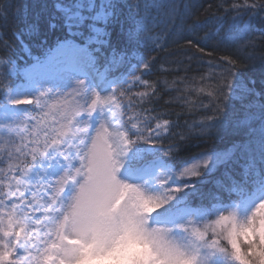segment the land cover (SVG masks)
<instances>
[{
    "label": "trees",
    "instance_id": "16d2710c",
    "mask_svg": "<svg viewBox=\"0 0 264 264\" xmlns=\"http://www.w3.org/2000/svg\"><path fill=\"white\" fill-rule=\"evenodd\" d=\"M172 3L179 5L175 15ZM243 3L0 0V102L22 79L19 69L51 58L70 40L85 45L130 107L125 121L133 118L145 137L164 120L173 127L159 140L133 135L138 151L131 168L161 161L180 171L200 157L227 153L217 168L198 175L188 202L173 212L183 209L179 215L198 225L210 221L264 178V9L240 7ZM226 68L233 74L217 95Z\"/></svg>",
    "mask_w": 264,
    "mask_h": 264
},
{
    "label": "snow or ice",
    "instance_id": "6c2138e0",
    "mask_svg": "<svg viewBox=\"0 0 264 264\" xmlns=\"http://www.w3.org/2000/svg\"><path fill=\"white\" fill-rule=\"evenodd\" d=\"M232 7L238 6L234 3ZM240 7L264 9V0L258 3L253 0L251 4L244 0ZM178 8L179 5L172 3L171 13L175 15ZM188 8L185 5V9ZM229 63L234 66V62ZM232 74L231 68H226L221 74L225 83L220 85L217 81V95L222 93V86L229 83L228 78ZM43 95L41 93L35 103L39 104ZM33 102L27 97L13 101L18 105ZM106 102L101 101L97 93L92 109L100 105L103 113L102 105ZM127 123L121 124L123 131L116 128L111 134L103 124L99 129L93 128L95 137L90 132L86 133L82 146H78L75 152H69L64 147L71 140V137L63 139L69 135L64 130H60L58 135L46 134L43 140L35 136L31 144L14 146L8 151V167L0 169V186L8 182L7 191L0 188V264H79L80 242L100 234L110 235L123 226L128 212L126 208H121L116 194L118 190L128 189L131 184L117 178L121 167L119 157L133 143V135L137 140L146 142L161 138L160 124L153 130L155 136L145 137L136 123H131L130 128L124 127ZM163 125L168 127L169 122L164 120ZM23 126V120L16 125L17 128ZM5 127L11 130V125ZM180 175L193 177L199 172L191 166ZM158 183L163 189L168 188L167 180ZM180 190L179 187L170 188L163 197L146 196V199L154 201L155 207L149 210L151 215L146 220L137 221L140 231L164 241L165 251L172 261L215 264L214 258L221 256L225 258V264H264V249L250 243V229L264 212V199L257 202L243 219L236 212L229 211L200 225L191 221L180 224L178 227L187 234L181 240L171 235L170 228L151 226L152 214L174 199V193ZM237 231L246 244L243 250L234 243ZM245 233L248 235L245 236ZM143 255L138 252L136 257Z\"/></svg>",
    "mask_w": 264,
    "mask_h": 264
},
{
    "label": "rangeland",
    "instance_id": "374dc122",
    "mask_svg": "<svg viewBox=\"0 0 264 264\" xmlns=\"http://www.w3.org/2000/svg\"><path fill=\"white\" fill-rule=\"evenodd\" d=\"M94 61L90 50L85 45L70 40L62 43L51 58L38 65L33 63L19 69L22 79L10 89L5 101L0 102V169H7V153L10 149L14 146L24 147L31 144L35 136L43 140L46 134L58 135L60 130L67 131L69 135L63 139L71 137V140L70 144L64 147L69 152H75L78 146H82L86 133L90 132L95 137L93 128L99 129L103 124L109 134L113 133L114 129L120 128L125 122L123 114L125 111L127 114L130 107L125 108L126 100L122 104L123 96L120 88L112 86L111 80L103 78ZM119 62L120 59L114 66L120 65ZM81 82H83L82 85ZM41 93L44 95L37 104L35 99L40 97ZM97 93L101 101H107L102 105L103 113L99 109L100 105L95 110L92 109V101L96 99ZM26 97L33 99L34 102L26 105L13 103L15 100ZM21 120L24 121V126L17 128L16 125ZM126 121L129 127L134 122L130 120V116H126ZM157 124L161 125V137L171 134L173 127L170 122L168 127H164L163 122ZM5 125H11V130ZM154 129L149 130L152 136L156 135ZM120 130L124 129L120 128ZM89 147H91L90 143ZM137 151L138 148L130 144L125 154L119 157L121 167L117 172V178L161 197L170 191V188L179 187L181 190L174 193V199L152 214L151 226L170 228L164 223L172 222L176 227L170 228L171 235L181 240L185 239L187 234L178 225L187 224L189 221L195 224L199 222L188 215H179L183 209L176 210L177 214L173 213L174 208L180 203L188 202L186 196L187 192L192 190L191 183L198 180L200 173L207 170L211 172L217 168L228 157L227 153L200 157L184 169L177 171L172 165L161 161H157L154 166L131 168ZM205 161H207L206 165ZM191 166L196 167V171L199 172L198 177L180 175ZM160 180H167L168 188L163 189L158 183ZM7 183L5 181L0 188L7 191ZM262 183L252 193L242 198L239 204L230 208V211L236 212L241 219L246 217L255 204L264 199V178ZM27 195L26 193V197ZM218 214L220 212H217ZM250 232V243H255L258 249H264V212H261L259 221L254 222ZM246 235L248 233H245ZM234 243L239 245L241 250L246 247L239 231L234 233ZM78 247L80 249L79 264H136L139 260L136 254L138 252L144 254L137 236L133 232L124 230L123 227L107 236L100 234L94 239H85L78 244ZM214 259L215 264H225L224 257L217 256ZM172 264H180V262L172 261Z\"/></svg>",
    "mask_w": 264,
    "mask_h": 264
},
{
    "label": "clouds",
    "instance_id": "9594fccd",
    "mask_svg": "<svg viewBox=\"0 0 264 264\" xmlns=\"http://www.w3.org/2000/svg\"><path fill=\"white\" fill-rule=\"evenodd\" d=\"M148 195L153 194L134 184H131V187L126 190L117 191L116 198L120 199L121 208H126L128 212L122 227L126 231L133 232L142 245L144 255L139 258L136 264H172V260L165 251L164 241L154 239L151 235L140 231L137 225V221L146 220L151 215L149 210L155 207L153 200L145 198Z\"/></svg>",
    "mask_w": 264,
    "mask_h": 264
},
{
    "label": "bare ground",
    "instance_id": "6f19581e",
    "mask_svg": "<svg viewBox=\"0 0 264 264\" xmlns=\"http://www.w3.org/2000/svg\"><path fill=\"white\" fill-rule=\"evenodd\" d=\"M106 95H107V93H106Z\"/></svg>",
    "mask_w": 264,
    "mask_h": 264
}]
</instances>
